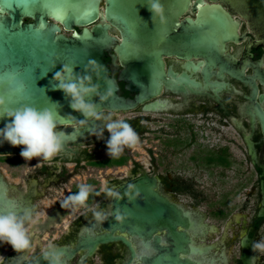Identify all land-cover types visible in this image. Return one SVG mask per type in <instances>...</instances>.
<instances>
[{"label":"flooded vegetation","instance_id":"1","mask_svg":"<svg viewBox=\"0 0 264 264\" xmlns=\"http://www.w3.org/2000/svg\"><path fill=\"white\" fill-rule=\"evenodd\" d=\"M195 1L191 0L181 21L196 17ZM222 6L237 24V38L224 44L221 64L208 66L204 58L194 56H164L166 80L173 82L174 89L163 83L158 96L133 110L103 109L125 119L133 127L146 153L145 161L134 156L135 149L125 148L115 158L107 155L109 133L105 130L103 137L97 139L100 121H96L95 127L82 138L64 141L63 151L51 162L26 161L20 156L23 146L12 147L6 141L0 143V212L12 211L18 215L25 209L33 212L32 222L28 224L33 247L16 253L10 245L0 244V257H3L0 264H28L42 254L49 243L73 252L68 259L63 256L66 264H149L151 259L169 255L174 239L168 227L149 237L116 230L113 236L125 238L133 252L117 240L101 244L93 252L76 249L81 238H97L110 233L106 224L113 215L99 223L89 210L98 205L100 209L113 212V200L105 197L103 187L118 189L143 176L155 180L152 190L171 207L188 212L187 225L175 227L177 233L189 239L188 251L179 252V259L191 264H264V255L252 251L253 242L264 238L261 188L264 174L260 168L264 167V133L258 115V111L264 113V46L256 43V34L243 18ZM104 10L105 1L102 0L101 13ZM95 24L106 23L99 19ZM61 29L67 36L71 35ZM109 34L120 39L114 27ZM113 55V50L104 54L109 76L117 81L121 97L134 99L136 93L127 90L126 83L119 80L123 68L117 58L113 61ZM239 72L243 76L235 77ZM182 76L200 87L179 80ZM154 101L164 107L157 112L144 111V106ZM195 120L201 122V129L211 125L230 129L232 138L216 146H203L198 143L193 129ZM73 128L78 130L79 125L60 126L66 136H70ZM184 128L191 131L186 140L180 134ZM246 138L253 145L255 161L249 154ZM187 150L191 152L187 158V168L193 170L191 185L185 184L181 174H176V170L184 168L176 159ZM234 164L238 169L233 173L240 179L235 190L226 188L219 193L220 201H213V183L206 187L198 178L206 177L211 181L215 176L224 180ZM128 165L130 167H126ZM80 183L92 185L101 194L91 195L88 207L78 211L62 207L66 197L78 191Z\"/></svg>","mask_w":264,"mask_h":264},{"label":"water","instance_id":"2","mask_svg":"<svg viewBox=\"0 0 264 264\" xmlns=\"http://www.w3.org/2000/svg\"><path fill=\"white\" fill-rule=\"evenodd\" d=\"M101 1L0 0V77L6 71L20 69L19 80L24 85L23 94L10 95V90L0 82V95L8 97L7 107L28 102L56 111L58 106L59 114L63 116L59 118L60 126L79 125L78 130L73 128L70 136H64V141L82 138L96 124V121L79 124L84 117L74 112L69 99L54 87L58 82L53 80V75L64 64L75 65L73 70L76 74L83 73L89 59L103 65L105 77L115 88L113 96L103 104V109L128 111L158 96L163 83L167 88L174 89L173 82L166 80L164 56H194L204 58L208 66L221 64L224 44L237 38V24L222 5L243 18L256 34V43L264 46V0H196V17H186L182 21L180 19L188 11L191 0H104L103 13L100 11ZM152 3L162 4L163 23L159 16L149 12ZM99 19L106 24H95ZM61 27L71 35L64 34ZM111 27L119 31V40L109 34ZM111 50L115 54L113 61L117 58L123 68L119 80L126 83L127 90L136 93L134 99L121 97L117 81L109 76L104 54ZM242 76V72L235 75ZM179 80L195 88L200 87L184 76ZM93 81L104 87L103 81H96L95 76ZM163 107L162 103L154 101L145 105L144 111L157 112ZM258 115L264 133V113L258 111ZM8 122L7 117L0 118V128L3 129ZM245 140L255 161L253 145L248 138ZM260 168L264 174V167ZM129 185L139 188V195L133 203H129L127 197L119 202L113 200V212L120 207L125 218L117 221L113 215L106 224L109 234L81 238L76 249L93 252L97 246L117 240L133 252L130 242L113 236L116 230H128L149 237L157 230L168 227L174 239L172 253L158 256L148 263L191 264L178 258L179 252L188 251L189 239L185 234L177 233L175 228L177 224L187 225L188 212L171 207L165 198L156 194L152 190L156 186L153 179L143 176L121 185L118 190L123 194ZM261 188L264 199V180ZM55 250L63 253L66 259L73 255L66 247H55ZM28 264H48V261L42 253ZM62 264H66L65 259Z\"/></svg>","mask_w":264,"mask_h":264},{"label":"clouds","instance_id":"3","mask_svg":"<svg viewBox=\"0 0 264 264\" xmlns=\"http://www.w3.org/2000/svg\"><path fill=\"white\" fill-rule=\"evenodd\" d=\"M150 13L160 17L164 21L163 6L160 3H152L148 8ZM59 59V57L57 58ZM74 66L64 64L55 71L53 80L58 83L54 86L62 91L69 99V105L74 112L80 113L84 119L79 120L83 125L88 121H100V133L97 139L103 137L105 130L109 133L106 141L107 155L118 157L125 148L135 149L139 144V136L133 127L125 120L115 116L112 112H105L103 104L113 96L115 88L104 75V66L96 60L89 59L84 65L83 73H74ZM34 71V69H33ZM20 69L6 71L0 82L10 90V95H19L24 92L23 81L19 80ZM46 75V73H44ZM103 81L101 83L94 82ZM97 99H93V98ZM8 97L0 95V118L7 117L8 122L3 129H0V143L7 142L12 147L23 146L20 156L26 160L42 159L44 162H51L63 151L65 133L60 130L59 118H63L57 110L51 108H39L32 103L19 102L15 107H7ZM71 116V115H68ZM73 119H76L73 117ZM103 194L109 200H120L127 197L129 203H133L139 195V188L129 185L122 194L116 187L105 185ZM100 195L94 187L87 183H80L78 191L66 197L62 207L68 206L73 211L88 207L87 201L91 195ZM96 222L103 223L109 215H114L117 221L123 220L120 207L115 211H105L96 207L89 209ZM33 212L25 209L18 215L15 212H0V244L10 245L16 253L29 251L33 247L32 233L28 224L32 222ZM252 251L264 255V238L254 241ZM44 259L48 264H62L63 253L55 250L51 243L42 249ZM3 257H0L2 261Z\"/></svg>","mask_w":264,"mask_h":264},{"label":"rangeland","instance_id":"4","mask_svg":"<svg viewBox=\"0 0 264 264\" xmlns=\"http://www.w3.org/2000/svg\"><path fill=\"white\" fill-rule=\"evenodd\" d=\"M193 124H195L194 132L196 133L197 136V140L198 143L206 146V147H211V146H216L217 144H223L224 139L226 138H232V130L230 129H224L220 126H216V125H211V127H207L206 129H201L199 128V124H201V122L199 121H194ZM191 131L187 130L186 128L182 129L180 131L181 134V138L183 140H186L189 138V133ZM136 151H134V156L137 159L143 160L145 161V159H147L146 153L143 151L142 147L138 144L135 148ZM191 152L189 150H187L185 153H183L182 157L176 159V163L179 164V166H183L184 168H180L179 170H176V174H181L183 180L185 181V184H189L190 183V176L193 174V170L192 167H188L189 164L187 163V158L189 157V154ZM236 154V153H235ZM126 167H130L129 165ZM238 169V166L236 164L233 165L232 170L230 169L228 178L224 179V180H220L217 177H213L210 181V179L206 178V177H202V178H198V181H200L201 185H204L206 187L210 186V182L213 183V187L211 189V192L213 193L212 196L214 197L213 201H220L219 198V193L222 190H225L226 188L228 190L234 189L236 186V182L239 179L238 177H236L234 175L233 172H235ZM190 170V171H189ZM240 180V179H239ZM247 187V186H245ZM235 190V189H234ZM201 196V195H200Z\"/></svg>","mask_w":264,"mask_h":264}]
</instances>
